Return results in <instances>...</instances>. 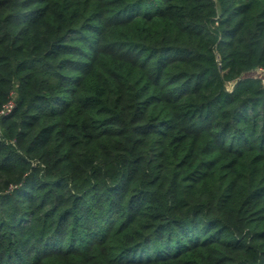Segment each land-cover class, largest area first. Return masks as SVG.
Here are the masks:
<instances>
[{
    "label": "trees",
    "instance_id": "1",
    "mask_svg": "<svg viewBox=\"0 0 264 264\" xmlns=\"http://www.w3.org/2000/svg\"><path fill=\"white\" fill-rule=\"evenodd\" d=\"M258 68L264 0H0V264H264Z\"/></svg>",
    "mask_w": 264,
    "mask_h": 264
},
{
    "label": "built area",
    "instance_id": "2",
    "mask_svg": "<svg viewBox=\"0 0 264 264\" xmlns=\"http://www.w3.org/2000/svg\"><path fill=\"white\" fill-rule=\"evenodd\" d=\"M257 72H259V77L261 79V83H262L263 88H264V69L258 68ZM13 105H14L13 101H10L9 104L6 106L5 112H9L10 109L13 107Z\"/></svg>",
    "mask_w": 264,
    "mask_h": 264
}]
</instances>
